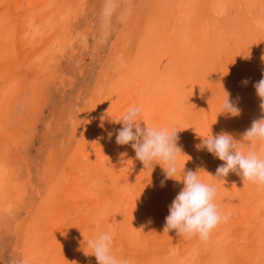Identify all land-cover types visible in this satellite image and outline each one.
Listing matches in <instances>:
<instances>
[{"label":"bare ground","instance_id":"1","mask_svg":"<svg viewBox=\"0 0 264 264\" xmlns=\"http://www.w3.org/2000/svg\"><path fill=\"white\" fill-rule=\"evenodd\" d=\"M94 61L91 90L65 100ZM262 78L264 0H0V234L20 245L15 264H98L87 241L99 232L132 264H264V189L213 177L225 162L196 148L199 135L244 142L264 117ZM227 94L238 116L223 113ZM130 106L179 129L176 179L185 165L216 185L229 219L207 241L164 232L184 184L116 143Z\"/></svg>","mask_w":264,"mask_h":264},{"label":"clouds","instance_id":"2","mask_svg":"<svg viewBox=\"0 0 264 264\" xmlns=\"http://www.w3.org/2000/svg\"><path fill=\"white\" fill-rule=\"evenodd\" d=\"M245 83H247L245 81ZM257 95L261 98L260 108L264 111V78L254 85ZM223 113L238 116L240 109L227 98L223 103ZM142 109L139 106H130L124 115L115 120L122 123L118 130L116 143L119 145L131 144L145 168L160 164L165 172L166 179H176L178 160L182 149L178 146V128L150 127L142 118ZM141 121L146 127L141 126ZM135 129V131H134ZM112 134L109 133V136ZM201 144L196 145L198 150L204 148L225 163L217 168L213 177H226L230 172L241 175L243 182L256 184L264 189V148L260 151L249 150L245 153L240 144L251 146L256 141L264 142V117L254 120L251 127L243 133V141L238 142L229 133L219 135L201 136ZM200 171L185 173L182 169L183 189L178 193L169 206V215L166 217L164 232L175 230L179 236H198L200 240L207 241L212 232L221 224L227 222L228 215L219 209L216 203L217 187L202 181ZM162 186L164 181L161 182ZM113 235L109 232H99L95 238L87 241L92 249L98 264H132L131 260L119 259L112 252Z\"/></svg>","mask_w":264,"mask_h":264},{"label":"rangeland","instance_id":"3","mask_svg":"<svg viewBox=\"0 0 264 264\" xmlns=\"http://www.w3.org/2000/svg\"><path fill=\"white\" fill-rule=\"evenodd\" d=\"M114 39L112 38V40H111V42L113 41ZM87 61V60H86ZM92 63H94L92 66H90L89 68L87 67V71L86 72H88L89 70H90V72L89 73H87V74H85V76H83L82 78L80 77V80L78 81V83H80V81H82V83L83 84H79L80 85V87H78L76 84V86H74V89H73V91L71 90V86L70 85H66V87H65V89H66V97H65V100H69V97H71L72 96V94L71 93H74L73 94V96L74 95H77L78 94V91L76 92V90L78 89V88H83L84 89V95H86L87 94V92H89L90 90H91V88L93 87V85H94V81H95V79H96V74L98 73V70H99V67H98V65L96 64L97 62H92ZM95 71V72H94ZM93 72V73H92ZM96 73V74H95ZM92 76H91V75ZM86 79V80H85ZM88 87V88H87ZM57 88H60V85L58 84V83H56V86H54L53 87V90H52V92H53V96H56V99H57V97H59L58 95H57ZM69 90H68V89ZM61 89V88H60ZM59 99V98H58ZM72 100H74V97H73V99ZM29 147H31V149H30V153H29V155H30V157L31 156H36V153H37V148H39V147H41V144H40V141L38 140H36L35 142H32L30 145H29ZM37 149V150H36ZM28 153V152H27ZM37 157V156H36ZM35 157V158H36ZM7 228V229H6ZM6 228H4V229H2L1 230V234H0V264H15L17 261H16V256L14 255V249H13V247L14 246H17L16 245V243H15V239L11 236V234H9L10 233V229H9V227H6ZM11 237H12V239H11ZM11 246H12V250H11ZM18 248L16 249L18 252H20V245L19 246H17ZM11 250V251H10ZM11 253H12V255H11ZM16 255H17V253H16ZM13 260H15V261H13Z\"/></svg>","mask_w":264,"mask_h":264}]
</instances>
